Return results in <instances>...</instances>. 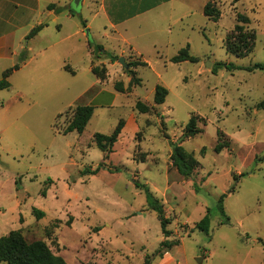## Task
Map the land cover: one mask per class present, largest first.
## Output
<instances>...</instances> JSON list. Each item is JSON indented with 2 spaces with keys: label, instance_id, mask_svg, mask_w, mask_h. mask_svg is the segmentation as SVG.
Returning <instances> with one entry per match:
<instances>
[{
  "label": "rangeland",
  "instance_id": "1",
  "mask_svg": "<svg viewBox=\"0 0 264 264\" xmlns=\"http://www.w3.org/2000/svg\"><path fill=\"white\" fill-rule=\"evenodd\" d=\"M208 1L162 4L114 33L104 17H94L92 0L80 7L74 0H50L58 19L47 17L45 22L55 29L59 26L63 36L78 27L81 35L45 56H68L78 81L51 97L49 91L26 84L17 75L11 89L0 91V101L18 94L40 100L21 119L14 107L6 121L0 119V238L20 231L28 242L44 241L68 264H147L148 258L150 264H264V110L257 108L264 100V70L226 68L264 65V0H210L221 12L217 22L204 15ZM240 15L250 20L247 30L256 35L253 52L244 58L225 48ZM37 43L44 47L46 40ZM89 43L128 64L143 61L147 66L135 69L142 84L132 86L133 94L119 99L118 108L98 110L82 135L64 136L73 114L68 108L86 102L88 95L83 94L94 79ZM188 45L199 62L172 63ZM28 58L24 53L16 64ZM101 60L111 62L105 55ZM112 64L115 70L106 87L128 85L124 75L130 76L119 59ZM217 64L224 66L213 72ZM92 65L104 71L107 80L106 64L94 59ZM158 85L169 91L162 106L154 104ZM138 102L149 105V116L141 121L142 128L121 163L106 164L108 168L94 179L81 175L96 169L103 156L92 142L93 135H110L113 124L137 112ZM193 116L201 133L187 138L185 129ZM219 131L229 148L218 154ZM171 143L198 162L192 178L182 177L173 167ZM143 185L164 205L170 221L168 240L179 242L162 254L158 250L165 238ZM233 185L235 193L224 201L230 223L222 224L218 201ZM16 204L20 209L12 214ZM34 209L44 217L39 220ZM208 210L210 228L202 232L196 226Z\"/></svg>",
  "mask_w": 264,
  "mask_h": 264
},
{
  "label": "crops",
  "instance_id": "2",
  "mask_svg": "<svg viewBox=\"0 0 264 264\" xmlns=\"http://www.w3.org/2000/svg\"><path fill=\"white\" fill-rule=\"evenodd\" d=\"M87 1L88 0H83L82 4L85 6L87 4ZM92 1L94 2L95 7L94 17H104L107 22L106 25L110 26V29L115 33L117 32L119 27L126 25L129 21L134 20L158 8L162 4L170 3L174 0L162 1L157 4H155L156 0ZM49 5H52L50 3V0H0L1 77L3 76L6 70L16 65L17 59L21 57L23 52H26L29 57L26 61L21 64L20 69L15 71L9 78L11 84L9 89L12 88L13 78H16L15 76L20 75L24 83L30 84L31 86H36V88L39 90H47L50 92L49 94L51 97H57L64 93V91L67 90L68 86L78 81L79 74L74 71V69L70 65H68V56L56 57L54 54L51 53L50 55L45 56L47 53H49L50 50L55 49L60 44L78 38L81 35V29L79 27L78 30L72 35L63 36L61 34L62 29H59V26L55 29L51 27V23H46L45 20L47 19V17H53L52 19L54 20L58 19L55 10H48ZM143 9L147 10L145 12L135 13L136 11H140ZM41 24H44L45 27L35 37L27 41V36L30 34V32L35 27ZM88 27L89 25L87 26V28ZM51 30H54V32L56 30L57 33L54 34ZM43 39L46 40L45 46H40L38 48L37 42L39 40L41 42ZM89 52L91 57V66L89 68V71L91 72L94 79L91 83V86L83 94L84 96L88 95V97L84 104H79L73 107L70 106L71 104H69L70 107L67 110L73 111L78 106L94 107V113L87 128L90 126V124H92V121L96 118L98 110H110L118 108L119 99L123 97L128 98V96L133 94L134 90L136 89L132 88V91L128 90L131 78L127 75L124 76L127 77L128 85H125L122 82V86L125 92H120L116 88H107L105 83L110 78L111 71L115 70L114 65L111 62H103L101 58L99 59L101 64H106L110 72L107 80L102 81L92 72V63L94 59L91 51ZM52 55L54 56L51 57ZM66 67H69V69H66ZM18 96L13 97L7 101H0L1 120L6 121L7 115L9 114V112H11L12 107L15 108L14 113L16 115V118L21 119L26 113L30 112L33 108L39 105L40 100L37 97L27 99L24 95L18 94ZM148 116V113L141 114L138 110L137 112L133 110L125 118L120 119L124 120L125 125L118 138V141L115 143L113 151L109 154L108 158H106L105 154L103 153L102 159L98 162V166L101 162H105V164L112 165H118L119 163H121L122 157L124 155H127L128 150L132 148L136 133L139 132L142 128L141 121H146ZM117 125L115 126L113 124V126H111L112 129L115 130ZM72 134L78 133L72 132L68 135ZM94 135L92 142H94ZM89 147H91V144L89 145ZM70 157L72 159L73 156L71 155ZM96 169H93L91 171H94ZM96 175H90L91 179H94V176ZM49 180L55 181L51 178ZM181 191L184 195L186 194L185 187H182ZM19 209L20 206L16 204L13 207L12 214L17 213ZM12 218L13 220L17 219V217Z\"/></svg>",
  "mask_w": 264,
  "mask_h": 264
},
{
  "label": "trees",
  "instance_id": "3",
  "mask_svg": "<svg viewBox=\"0 0 264 264\" xmlns=\"http://www.w3.org/2000/svg\"><path fill=\"white\" fill-rule=\"evenodd\" d=\"M162 1L169 0H156V3ZM49 11L55 10V13H58L55 5H49ZM147 9H143L137 12H145ZM204 15L211 21L217 22L221 16L220 10H218L213 3L209 0L204 7ZM239 24L236 25L235 29L231 34L227 36L225 39V48L227 52L237 58H244L249 56L254 48L256 42V35L254 31H248L247 26L250 23V20L240 15L238 18ZM84 28H87L85 25V21H83ZM44 24H41L35 27L30 34L27 36V41L35 37L43 28ZM89 48L93 52L94 59H100L101 55H105L112 63L116 62L119 58L113 56L106 52L102 46L97 45L94 46L92 43H89ZM24 53L21 55V58L24 59ZM174 64H181L185 62L198 63L199 59L190 54V46L188 45L186 48L182 49L178 55L173 57L170 60ZM130 69L126 70V73L131 77V82L128 90L132 88V86H141L142 79L136 77L137 73L135 71L136 68L140 66H147L146 62L143 61H135L128 64ZM224 66V64H217L216 69H213V72H217V69ZM21 64H16L14 67L6 70L0 80V91L9 89L11 84L9 78L11 75L19 70ZM227 69L236 70L242 69L248 72H255L257 70H264V65L256 64L251 67L238 68L233 65H227ZM69 69V67H66ZM92 72L99 79L104 81L106 78L104 77V71H99L98 67H93ZM116 89L120 92H125L122 83L116 84ZM169 95V91L167 88L163 86H156L155 94H154V104L157 106H161L166 102V98ZM258 110H264V100L259 103L257 106ZM136 109L143 114H146L150 111V107L142 102H138L136 104ZM94 113V107L92 106H78L73 110V114L71 119L68 121L65 129L62 131L63 135H68L72 132H76L78 134H83L86 130L92 116ZM125 122L124 120H120L117 127L113 131L111 135H103V134H95L94 135V144L95 146L105 154V157L108 158L109 154L112 153L113 147L115 143L118 141V138L124 128ZM185 137L191 138L201 133V130L198 127V121L196 117H192L189 120V123L185 129ZM218 143L215 147L216 153H221L224 149L229 148V143L222 142V138L224 135L221 131L218 132ZM172 155L171 162L174 168L178 171V173L186 178L190 179L193 177L195 170L198 167V162L192 157V155L186 153L184 149L178 145L171 143ZM205 152V149L202 150V153ZM106 164L102 163L98 166V168L94 171L87 170L81 175H96L102 168H105ZM116 172H120L119 169H116ZM139 187L140 185L136 183ZM143 188L146 193V199L150 209L157 213L158 220L161 224L162 234L165 240L161 243L160 249L158 250L159 254H162L165 250H170L175 246L179 245L178 241H170L168 240L171 236V232L167 229V226L170 224L169 219L166 217L164 205L160 200L155 198L153 194L150 192L147 185H143ZM235 186H231L228 192L222 195L218 201V209L222 214L224 221L222 224H229L230 218L226 215L224 201L225 199L235 193ZM44 194H46L44 192ZM34 215L40 220L44 217V213L40 210L34 209ZM211 224V214L210 210L207 211L205 217L197 224L196 229L202 232H208ZM0 262H4L7 264H68L65 259L61 256H58L52 252L50 247L44 241H33L28 242L23 234L20 231H12L8 235L0 238ZM151 261L148 258L147 264H150Z\"/></svg>",
  "mask_w": 264,
  "mask_h": 264
},
{
  "label": "water",
  "instance_id": "4",
  "mask_svg": "<svg viewBox=\"0 0 264 264\" xmlns=\"http://www.w3.org/2000/svg\"><path fill=\"white\" fill-rule=\"evenodd\" d=\"M83 0H74V5L76 7H80L81 6V3H82ZM53 18V17H52ZM119 63L126 69H130V66L128 65V63H126L125 59L124 58H119ZM202 261V259H198V262L200 263Z\"/></svg>",
  "mask_w": 264,
  "mask_h": 264
}]
</instances>
